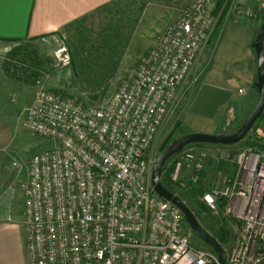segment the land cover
<instances>
[{
  "label": "built area",
  "instance_id": "1",
  "mask_svg": "<svg viewBox=\"0 0 264 264\" xmlns=\"http://www.w3.org/2000/svg\"><path fill=\"white\" fill-rule=\"evenodd\" d=\"M215 7L216 0H194L99 106L34 81L21 125L53 145L31 156L22 183L28 264H264L263 150L234 152L233 173L201 195L235 229L230 245L222 246V263L210 247L192 244L182 211L150 180L149 148L176 111L178 88L217 25L223 9ZM263 12L264 0H231L226 15L256 20ZM55 54L69 64L64 46ZM193 150L176 153L172 180L184 163L203 167L205 152Z\"/></svg>",
  "mask_w": 264,
  "mask_h": 264
},
{
  "label": "rangeland",
  "instance_id": "2",
  "mask_svg": "<svg viewBox=\"0 0 264 264\" xmlns=\"http://www.w3.org/2000/svg\"><path fill=\"white\" fill-rule=\"evenodd\" d=\"M218 1L216 0L215 10ZM116 2L117 7L116 9L113 7L111 13H103L101 18L90 17L83 25L70 27L41 38L9 42L5 46V43L0 42V141L4 144L0 154L1 165L4 167V178L0 180V215H3L6 210L5 217H0V222L10 221L19 226V235L24 244L22 264H28L22 215L24 208L22 183L26 181L31 156L53 145L52 140L31 133L21 125L24 108L30 103L37 89L34 81L40 78L48 91L61 94L83 105L103 104L118 84L147 56L165 28L178 20L194 0H117ZM225 2L219 10L225 7ZM231 16L233 14L224 15L219 22L220 26L227 17ZM109 18L113 20L114 28L117 25L123 28L118 30L122 32L119 35L120 41L106 47L103 40L106 33L104 27L110 25ZM106 21H108L107 24ZM218 29L216 34L219 32ZM213 31L194 62L199 60L205 48L210 47L211 41L216 37ZM60 46L66 48L70 57L67 65H62L55 54ZM107 49L108 51H103ZM198 82L199 78L192 81L194 85L187 92L188 94L196 91ZM180 100L176 111L165 119L158 129L149 148V155L153 158V162L161 146H167L173 139L188 131L187 124L183 120L184 106H181ZM232 112L229 110L225 113L226 123L223 124L220 132H228L225 134L234 132V127L249 113L235 120V113ZM187 147L193 148V151L205 152L203 167L195 170L193 166H187L184 163L175 180H172L170 175L174 186L173 193L178 195L185 204L192 202L191 206L186 205L189 208L192 207L190 209L199 224L215 238V231L223 217L210 211L202 212L197 202L189 201L184 193L187 188H190V184H197L200 177L202 179L196 187H201L203 192L212 187L221 186L222 178L232 174L235 168L229 157L234 152L251 146H245L243 142H240L226 147L218 145ZM175 158L176 156H173L168 165ZM221 161L223 167L219 168ZM196 200L202 202L201 196H198ZM8 215L12 220H7ZM224 220L230 229V235L228 242L221 246L227 248L232 241L235 229L230 221L225 218ZM184 230L193 245L205 248L187 223Z\"/></svg>",
  "mask_w": 264,
  "mask_h": 264
},
{
  "label": "crops",
  "instance_id": "3",
  "mask_svg": "<svg viewBox=\"0 0 264 264\" xmlns=\"http://www.w3.org/2000/svg\"><path fill=\"white\" fill-rule=\"evenodd\" d=\"M109 1L0 0V42L5 43V46L9 42L61 32ZM263 14L256 20L234 15L227 17L210 47L205 48L199 60L194 62L178 88L181 106H184L182 113L188 127L187 133H218L226 123L227 111H233L237 120L254 106L257 100V89L254 86L256 55L251 44ZM195 75L200 76L196 91L188 94L193 88L192 78ZM240 89H243V93L239 92ZM256 132L259 136L264 133V114ZM3 145L0 141V154ZM3 168L0 157V180L4 178ZM5 213L0 217H5ZM23 245L19 226L10 221H1L0 264H22Z\"/></svg>",
  "mask_w": 264,
  "mask_h": 264
},
{
  "label": "water",
  "instance_id": "4",
  "mask_svg": "<svg viewBox=\"0 0 264 264\" xmlns=\"http://www.w3.org/2000/svg\"><path fill=\"white\" fill-rule=\"evenodd\" d=\"M251 45L256 55V80L254 86L257 89V100L239 127L229 134L195 131L178 136L159 151L151 167L150 180L154 191L180 208L191 231L218 255L219 263H222L225 257L221 244L199 224L192 210L182 199L161 183L160 178L162 167L166 160L181 151L186 145L191 143L222 145L238 143L250 132L255 121L262 115L264 111V18Z\"/></svg>",
  "mask_w": 264,
  "mask_h": 264
},
{
  "label": "trees",
  "instance_id": "5",
  "mask_svg": "<svg viewBox=\"0 0 264 264\" xmlns=\"http://www.w3.org/2000/svg\"><path fill=\"white\" fill-rule=\"evenodd\" d=\"M117 0H111L109 1L108 3L106 4H103L102 6L98 7L96 10L92 11L91 13L89 14H86L84 16H82L81 18L77 19L74 23L70 24L68 28L70 27H74V26H77V25H83L85 22H87L88 19L91 18H101V15L103 13H111L112 10L114 9L113 7H117ZM225 2V7H223V10H222V13H221V16H220V19L219 21L217 22V25L215 27V31H213L214 33L216 32V30L219 28L220 26V23L222 21V18L224 15H226L227 13V10H228V7H229V4H230V1L231 0H219L218 3H217V9L218 10L222 4ZM141 8V7H140ZM116 13V11H114ZM264 18V14L261 18V22ZM109 21H111L109 24V27L108 25L105 26V31L106 33L104 34L105 35V38H103L104 40V45H106V47H108V45H111L112 43H116L117 41H120V36L122 32L118 31V30H122L123 26H120L117 27L113 26L114 22L112 19L109 18ZM108 23V21H106V24ZM114 29V30H113ZM216 34V33H215ZM43 36H39V37H34V38H30V39H36V38H41ZM125 38V36H124ZM102 40V41H103ZM121 40H122V37H121ZM104 52L105 51H108L107 50H103ZM18 52V51H17ZM16 53V52H15ZM61 95V94H60ZM264 114V111L262 113V115L260 117H262ZM259 117V118H260ZM257 119L252 127V129L250 130V132L241 140L239 141L238 143L240 142H243V144L245 146H251V147H256L260 150H263L264 151V133L259 136L256 132V125L259 123L260 119ZM243 122V120L234 127V131L239 127V125ZM231 130V131H233ZM230 131V132H231ZM221 134H225V133H228V132H220ZM183 135V134H181ZM191 145H195V146H204V145H211V146H223V147H226V146H231L233 144H230V145H222V144H210V143H191V144H188L186 145L185 147L187 146H191ZM165 147V145L161 146V149H163ZM184 147V148H185ZM160 149V150H161ZM175 154H173L171 157H169L166 162L164 163L163 167H162V172H161V183L168 189L170 190L171 192H174L173 188V183L170 179V175H171V171H172V163L168 165V163L170 162V159L175 156ZM219 168H222L223 167V162L221 161V163L218 165ZM201 176L203 175V171L201 172L200 174ZM202 178L200 177V179L198 180L197 184L199 186V181L201 180ZM197 184H190L191 186H189L190 188H187V190L185 191L184 195L187 199H189V201H196L197 202V205H198V208L206 213V212H209V210L206 208V206L202 203V202H198L196 199L198 198V196L200 197L203 190L201 187H196ZM198 195V196H197ZM189 203V204H188ZM191 203L192 202H186V204L188 206H191ZM192 208V207H190ZM224 222V223H223ZM186 223V222H185ZM229 235H230V229L227 227L226 223H225V220L224 218H222V221H221V224L217 227L216 231H215V238L218 240V242L221 244V245H224L225 243L228 242L229 240ZM205 245V244H204ZM206 248H209L207 245H205Z\"/></svg>",
  "mask_w": 264,
  "mask_h": 264
},
{
  "label": "flooded vegetation",
  "instance_id": "6",
  "mask_svg": "<svg viewBox=\"0 0 264 264\" xmlns=\"http://www.w3.org/2000/svg\"><path fill=\"white\" fill-rule=\"evenodd\" d=\"M203 243V242H202ZM204 244V243H203ZM206 245V244H205Z\"/></svg>",
  "mask_w": 264,
  "mask_h": 264
}]
</instances>
